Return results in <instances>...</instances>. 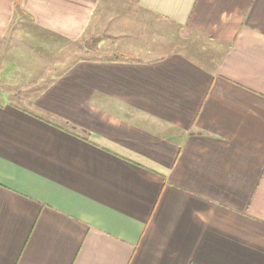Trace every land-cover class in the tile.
<instances>
[{
  "label": "crops",
  "instance_id": "crops-1",
  "mask_svg": "<svg viewBox=\"0 0 264 264\" xmlns=\"http://www.w3.org/2000/svg\"><path fill=\"white\" fill-rule=\"evenodd\" d=\"M15 81L0 264H264V0H0Z\"/></svg>",
  "mask_w": 264,
  "mask_h": 264
},
{
  "label": "rangeland",
  "instance_id": "rangeland-1",
  "mask_svg": "<svg viewBox=\"0 0 264 264\" xmlns=\"http://www.w3.org/2000/svg\"><path fill=\"white\" fill-rule=\"evenodd\" d=\"M151 39H152V44H153L154 47H158L159 46V47H161L163 49V47H164V44H163L164 41L163 40L164 39L161 36H158V35L154 34V35L151 36ZM148 45H149V43H148ZM165 47H166V45H165ZM75 51H76V48H75ZM22 61L24 62V60H22ZM17 85H19V83H17V81H15V82H13L11 84H9V83H6L5 85H1L0 84V86L3 87L4 90H7L11 86H13V87H11L12 88V92L11 93H13V94L15 92L18 93V91H19V90L17 91V88H18Z\"/></svg>",
  "mask_w": 264,
  "mask_h": 264
}]
</instances>
